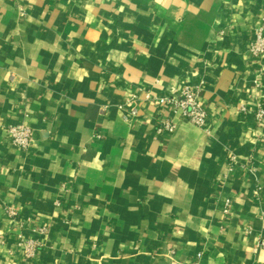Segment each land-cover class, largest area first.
<instances>
[{
  "label": "crops",
  "instance_id": "0c3cea01",
  "mask_svg": "<svg viewBox=\"0 0 264 264\" xmlns=\"http://www.w3.org/2000/svg\"><path fill=\"white\" fill-rule=\"evenodd\" d=\"M263 23L264 0H0V264H264ZM184 85L206 127L157 134L145 93Z\"/></svg>",
  "mask_w": 264,
  "mask_h": 264
},
{
  "label": "built area",
  "instance_id": "2783aa9c",
  "mask_svg": "<svg viewBox=\"0 0 264 264\" xmlns=\"http://www.w3.org/2000/svg\"><path fill=\"white\" fill-rule=\"evenodd\" d=\"M248 52L254 57L264 56V23L258 26L255 36L248 44ZM200 85H184L176 93L162 94L158 96L146 92L144 100L156 101L169 111L168 115H162L156 122L154 128L157 134H171L175 130L174 118L177 117L184 120L197 128H205L207 122V114L199 101ZM138 96L134 93L127 101V108L122 116L124 121L136 118L138 116ZM242 114L247 112V108L243 105L239 107ZM253 117L255 121L263 127L260 141L264 144V107L256 106ZM10 142L13 146L21 150H27L31 142V130L23 124H16L8 128ZM233 162V158H230ZM9 216H14L15 212L7 209ZM21 245V244H20ZM26 248V256L31 257L34 251V242H24ZM257 248H264V241H259ZM255 250V249H254Z\"/></svg>",
  "mask_w": 264,
  "mask_h": 264
}]
</instances>
